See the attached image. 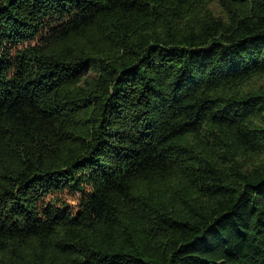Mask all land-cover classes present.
<instances>
[{
	"label": "trees",
	"instance_id": "16d2710c",
	"mask_svg": "<svg viewBox=\"0 0 264 264\" xmlns=\"http://www.w3.org/2000/svg\"><path fill=\"white\" fill-rule=\"evenodd\" d=\"M0 264H264V0H0Z\"/></svg>",
	"mask_w": 264,
	"mask_h": 264
}]
</instances>
